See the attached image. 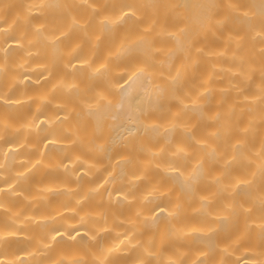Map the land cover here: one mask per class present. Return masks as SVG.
I'll return each instance as SVG.
<instances>
[{"label": "bare ground", "instance_id": "obj_1", "mask_svg": "<svg viewBox=\"0 0 264 264\" xmlns=\"http://www.w3.org/2000/svg\"><path fill=\"white\" fill-rule=\"evenodd\" d=\"M0 264H264V0H0Z\"/></svg>", "mask_w": 264, "mask_h": 264}]
</instances>
